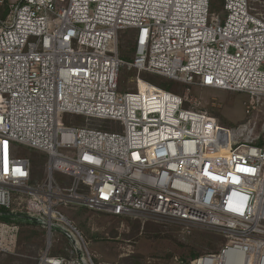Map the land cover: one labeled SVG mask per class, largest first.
I'll use <instances>...</instances> for the list:
<instances>
[{
	"label": "built area",
	"instance_id": "1",
	"mask_svg": "<svg viewBox=\"0 0 264 264\" xmlns=\"http://www.w3.org/2000/svg\"><path fill=\"white\" fill-rule=\"evenodd\" d=\"M211 3L0 0V250L13 253L20 223H36L47 237L39 264H97L59 209L84 206L226 239L180 264H264V139L253 117L264 111V13L250 0H223L216 14ZM126 30L132 61L119 55ZM125 65L137 70L136 86L119 93ZM145 72L246 92L250 118L224 126ZM63 114L85 120L63 125ZM18 144L46 155L42 176L36 160L16 154ZM56 235L68 242L60 252Z\"/></svg>",
	"mask_w": 264,
	"mask_h": 264
},
{
	"label": "rangeland",
	"instance_id": "2",
	"mask_svg": "<svg viewBox=\"0 0 264 264\" xmlns=\"http://www.w3.org/2000/svg\"><path fill=\"white\" fill-rule=\"evenodd\" d=\"M250 1L254 9L264 13V0ZM221 11L222 2L214 0L210 13L216 14ZM222 18L224 19V15ZM132 38V33L125 37V42H128L131 48L134 47ZM120 40L121 34L118 37V44ZM137 75L136 69L129 68L127 65L123 66L120 72L119 93L133 91ZM140 76L147 79L145 73H141ZM153 78L157 81L154 84L158 85L159 82L165 85L173 84L175 92L196 99L201 108L214 114L224 126L236 128L250 118V115L246 113L250 95L246 92L186 85L159 76ZM253 117L258 123L256 136L259 135L261 139H264V131L261 130L264 123V111L254 114ZM84 120L85 117L74 114H63L60 118L63 125H73L74 122L81 124ZM91 125L112 127L109 122L96 120L91 121ZM15 152L17 155L36 160L35 176L43 175L41 168L46 161V155L43 152L22 144L16 145ZM54 180L64 185L70 179L66 174L55 172ZM59 209L81 230L89 252L97 264H124L122 261L131 255H138L136 260H141L142 264H180L187 261H181L179 257L188 254L190 250L200 255L217 252L226 242V239L218 232L206 227H190L191 232L187 233L185 227L178 223L152 217L114 215L84 206H60ZM138 225L140 231L137 230ZM144 227L147 228V235L150 236L144 234ZM58 237L59 241H55L53 252H60L68 246L67 240L62 236L56 235L54 239ZM46 247L47 237L44 230L36 223L21 222L15 251L5 253L0 250V264H39V257Z\"/></svg>",
	"mask_w": 264,
	"mask_h": 264
},
{
	"label": "trees",
	"instance_id": "3",
	"mask_svg": "<svg viewBox=\"0 0 264 264\" xmlns=\"http://www.w3.org/2000/svg\"><path fill=\"white\" fill-rule=\"evenodd\" d=\"M213 1L214 0H212V2ZM220 1L223 3V0H220ZM129 33H132V32L129 30H126V31H123L120 33L121 34V40L119 41L118 48H119V55L122 59L127 60V61H132L134 58V54H135V46L131 48L130 44L128 42H125V40H126L125 37L127 35H129ZM132 35H133V33H132ZM145 74L147 75L146 78L148 79V81H150V82L152 81L153 83L157 82L154 80L153 77H155V76L158 77V75L148 74L146 72H145ZM159 77H161V76H159ZM158 86H160L163 89L169 90V91H176V89L173 87V84L172 85H165V84L159 82ZM137 228H138L137 230L140 231L139 225L137 226ZM143 231H144V234H146V236H150V235H147L148 230L146 227L143 228ZM198 255H200V253H196V252H193L192 250H190V252L188 254L183 255L182 257L180 256L179 259L181 261H184V262L187 261L188 262V261H191L192 259H194L195 257H197ZM137 257H138V255H131V256H128L127 259H124L122 262L124 264H142L141 260H139V259L136 260ZM133 260H136V261H133Z\"/></svg>",
	"mask_w": 264,
	"mask_h": 264
}]
</instances>
